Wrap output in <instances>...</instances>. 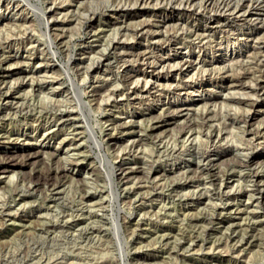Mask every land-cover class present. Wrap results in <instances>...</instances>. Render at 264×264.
<instances>
[{"label":"rangeland","instance_id":"374dc122","mask_svg":"<svg viewBox=\"0 0 264 264\" xmlns=\"http://www.w3.org/2000/svg\"><path fill=\"white\" fill-rule=\"evenodd\" d=\"M145 1L31 0L37 8L50 6L45 14L24 8L22 0H0V57L7 56L1 69L10 80L11 96L23 102L17 110L0 113V264H264V193L239 196L233 187L227 195H198L197 188L210 187L209 178L189 156L185 159L189 165L163 173L162 190L152 191L155 180L148 172L158 153V138L176 141L189 124L199 130L204 100L208 116L221 129L222 141L228 142L213 163L219 170L239 163L234 144L250 136L242 130L244 113L251 115L247 128L256 130L264 122V95L225 88V75L251 66L243 58L255 43L245 44L237 28L216 29L209 39L222 46L202 51L196 39L201 31L194 27L202 24L201 16L189 7H170L168 0ZM18 2L21 7L12 9ZM46 31L55 40L52 48L58 57L54 60L45 48ZM236 35L241 40L236 41ZM68 55H72L69 75L82 89L86 103L80 107L71 100L76 86L63 73ZM106 55L99 64V57ZM212 55L226 58L215 65L200 64V59ZM44 64L50 69L35 72ZM35 74L64 81L61 91L52 94L45 88L32 95L28 85L18 86V81L28 82ZM203 78L211 80L209 85H201ZM184 98L188 100L181 105ZM41 107L45 109L39 111ZM57 107L70 119L55 121L49 111ZM180 107L187 112L178 115ZM81 109L99 143L81 122ZM262 160L260 154L250 162L262 164ZM169 161L161 157L155 168H166ZM248 168L242 174H249ZM247 179L243 175L236 177L237 182L225 181L245 186ZM50 184L65 189L56 206L45 197ZM111 187L120 192L118 200ZM85 195L90 206L81 207ZM71 200L75 204L67 206ZM61 210L71 212L72 218H86L85 229L47 232ZM117 215L122 255L113 235Z\"/></svg>","mask_w":264,"mask_h":264},{"label":"bare ground","instance_id":"6f19581e","mask_svg":"<svg viewBox=\"0 0 264 264\" xmlns=\"http://www.w3.org/2000/svg\"><path fill=\"white\" fill-rule=\"evenodd\" d=\"M22 1H25V3H26V7H24V8L27 9L29 7L31 9V11H35L36 9H39L41 12H43V13L46 14V11L47 10H50V8H51L50 6H42V7H38L37 8L36 4L33 3V2H31V0H22ZM144 1L143 0H140V2H142V4H143ZM173 1H175V0H173ZM166 3L170 7H174V6L176 7L177 5L183 6L185 8L186 7H189V8H191L193 10L192 11L193 13H195V14H197V15H199V16L202 17V21H203L202 24H200V25H198V24L195 25L194 24L195 25L194 26L195 29H200V31H201V32L197 33L196 39L198 40L197 41V43H198L197 45L199 47L203 48L202 51H204L206 49H210L213 46H214V48L215 47L220 48L222 46L219 41L218 42L215 41V44H213L212 43V40L209 39V37H214L216 29H220V30H233V29H236L237 28V29H239V30L242 31V32L239 33V35L243 37V39H244L243 41H244L245 44L246 43H249V42H253V43L257 44V45H255V44L249 45V48H250V50L248 52L249 54L246 55L247 57L244 56L245 58H243V59H246L245 61H248V59H249V61H251V66H248L247 65L248 67L246 69H244V71H242L243 69L240 70L242 72H240L239 74H237V73L235 74L233 72L232 74L225 75V77H227V83L225 84V88L226 87L227 88H237L239 90H241V89H243V90L250 89L251 91L253 90L252 91L253 93L255 92L258 95H264V0H199V2H197V3H195L194 0H180L176 4H174L175 2H172L171 0L170 1L168 0V2L166 1ZM18 6H20V3L19 2L16 3L15 5L12 4V9L17 8ZM118 6H119V4H118ZM10 7L11 6H8L7 8H10ZM165 7H166V4H165ZM66 13H67V11H66ZM86 15H89V14H86ZM89 17H93V15L92 14L89 15ZM42 23H45L46 25H48V22H42ZM184 25H185V22H184ZM18 27H20V26H18ZM261 28H263V32L261 33V31H260V33H261L260 34V33H258L259 32L258 30H260ZM23 29H25V28H23ZM25 30H27V29H25ZM89 30L91 32L93 31L92 28H90ZM46 32H48V31H46ZM47 34H48V46L45 47V48H47L48 53L51 56V60H54V58L58 57V51L52 48V45L55 43L54 38L51 37L50 32H48ZM237 35H236V39L237 40L236 39L235 40L236 41L241 40V39L237 38ZM4 39H6V38H4ZM171 41H173V40H171ZM114 48L115 47H113V49ZM117 49H118V47H117ZM169 49H171V48H169ZM114 51L115 50H113V54L114 53H117V51L116 52H114ZM238 51L239 50H236L235 51V54ZM110 53H112V52H110ZM125 53H127V52H125ZM103 55L104 54H102V56ZM237 55H239V54H237ZM204 56H207V54H204ZM6 57H3V56L0 57V113L5 112L6 110H11V109H16L17 110V109L21 108V106L23 105V102H20L17 99H15L14 96H11V94H10L11 92L10 91L12 90V88H11L10 85H8V83L11 84L10 83V80H8L9 82L7 81V78H6V75L7 74H5L4 71H3V69H1L2 65L4 64V61H6ZM71 58H72V55H68L67 65H66L67 68H65L63 70V73L68 77L70 83L72 85H75L76 86V89L77 90L73 92L74 94L71 93V94H73V96L71 97V100L72 99L75 100L76 101V104L80 107L81 104H86V103L82 99V95H81L83 93L82 92V89H80V87L77 84V82L74 79H72L70 77V75H69V71L71 70V67L69 66V64L71 63L70 62V59ZM225 58H226L225 56L220 57L219 55H217V56L212 55L209 58L204 57L203 59H200L201 60V63L200 64H202V66L208 65V64L209 65H215L216 63L222 62ZM237 58H239V57H237ZM102 59L103 60H106L107 59V55H106L105 58L102 57L101 60H100V57H99V59H98L99 60L98 61L99 64L102 63ZM157 59L158 60H156V64H157V62H160L159 58H157ZM143 60H144V58H143ZM234 60H235V62L237 61L236 59H234ZM230 61H232V60L230 59ZM242 62H243V60H242ZM252 63H253V65H252ZM36 64L38 65V63H36ZM146 64H149L150 65L151 62L149 61V63H146ZM183 64L186 65V64H189V62L188 61H184ZM227 64H228V62H227ZM39 65H40V63H39ZM85 65L82 64V66H85ZM163 65L164 64H162V67H163ZM79 66H78V68H81ZM218 66L219 65H217V67ZM231 66H233V65H231ZM210 67L211 66H209V68ZM198 68L201 69V67H198ZM218 68H221L222 69V67H218ZM49 69L50 68H49L48 64L47 65L44 64L42 66H38L35 69V72H41V71L46 72ZM74 70H75V67H74ZM205 70H208L207 67L204 68V71ZM212 70H214V68ZM32 72H33V70H32ZM82 72H83V70H82ZM226 72H227V70H226ZM228 72H230V71H228ZM44 74L45 73H43V75ZM201 74H203V73H201ZM29 75L27 74V76H29ZM35 75H37V74H35ZM22 76H24V75H22ZM39 77H40L39 75H37L35 77H32V78H30V80L28 82L27 81H24V80H22L20 82L18 81L19 83L17 82V84H18V86L28 85L30 87L29 90H31V93L30 94L35 93V91H39V90L41 91V89H45V88L47 90H49V92H51L52 94H57V93H59L61 91V89H62L61 88V85L64 83V81H59L54 76H48L49 77L48 79H44L45 76L43 77V79L42 78H39ZM206 80H207V78H203V81H201V85L202 84L209 85V83H210L211 80L210 81L207 80V82H206ZM137 81H139V80H137ZM146 84H147V82H146ZM174 86H175V84H174ZM199 88H201V87H199ZM211 89H210V92L212 91ZM22 90H21V92H22ZM25 90H26V88H25ZM231 91H232V89H231ZM17 92H19V91H17ZM36 93H38V92H36ZM40 93H42V92H40ZM231 93L233 94V92H231ZM247 94H248V92H247ZM32 95H35V94H32ZM233 95H235V94H233ZM44 96H46V95H44ZM251 96H253V95H251ZM24 97H26V95ZM187 100L188 99L184 98L182 100V104L181 105L185 104V102ZM226 100H227V98H226ZM60 101L62 102V100H60ZM203 103L204 104H202L201 109H200L201 121L198 118V120L200 121L199 126H198L199 127V130L196 131L197 128L195 127V129H194L191 126V124H189V125H187V127H186L185 130H183V131L181 130L178 133V137H177V140L176 141L169 142V140H162V138H158L157 139L158 144H156V145H157V152L158 153L156 154V159L152 163L153 164L152 165V168L148 171L149 174L155 180V182L153 183V186L151 187L152 188V191H155L157 189H161L162 190V188L165 185V183H162V182H159V181L164 176L163 173L168 172L172 168H174L176 170H178V169L181 170L182 167L184 168V166L189 165L190 163H187L186 160H185L186 157L189 156V157H194L195 158L196 164L201 168V171H203V173H205L204 175H207L206 177L209 178L210 187L208 185V186H202L201 188H197L198 195H205L208 192L219 193V194H226L227 195L229 193V191L231 189H233V187H234V189H235V187L238 188L237 191L239 192V196L244 195L246 192H249V191L250 192H257L259 194L264 193V175H263L264 174V163H262V164L261 163H258L257 164V163H251L250 162L252 159L256 158L260 154L264 155V122L258 124L256 130H251L250 128L248 129L247 128L248 127V120H249V117L251 115H250V113H244L245 116L243 117V129L242 130H243V132L250 134V136L247 137V139L244 138L245 140L244 139L242 141L239 140V145L238 144H234V149L237 150L238 151V155L241 156L240 157V161L241 162L239 161V163H230V164H228L229 166L227 168L224 167L222 170H219V169H217L218 166L216 167V164L217 163H213V161H214V158L216 159L217 156L220 154V152H222L221 150L226 149L225 143L228 144V142H224V140L222 141V139H221V129H220V127L216 123H213L212 118H210V116H208V112H207V109H208L207 102L204 100ZM54 104H56V103H54ZM208 104L210 105L211 103L209 102ZM51 106L52 105H50V108H51ZM42 109H45V108L44 107H41V109L39 111H41ZM209 109H210V107H209ZM184 110H186V112H187V108L186 107H180V108H178V110L176 111V113L178 115L180 113L182 114V112ZM186 112H184V113H186ZM49 113H51V115L54 116V120L55 121H63L64 122V121L70 119V117L68 115H66V114H63L62 109L60 110V109H58V107L55 108L54 110H52V112L49 111ZM52 113H54V114H52ZM174 113H175V111H174ZM190 115H189V117H190ZM81 118H82V119H80V120H82L81 122H83V123L85 122V124L87 125V130H88L90 136H93L94 138L97 139V136H96V133H95L93 127L90 126V125H88L87 122H86V118L87 117H86L85 113L83 112V110H82V116H81ZM193 119H195V118H193ZM162 121H165V120H162ZM197 133H199V134L201 133V135L203 136V138H199L200 136H198ZM96 142L99 143L100 142L99 139H97ZM259 147H261L260 148L261 149L260 152L259 151H255L254 153H252L253 150L258 149ZM161 157L162 158L164 157V160H167V161L168 160H171V162L169 161L170 162L169 164H164V165H168V167H166V168H160L158 170L155 167L158 166L159 159ZM261 162H264V160H262ZM252 165H253V167H252ZM248 167L251 168L249 174H242L243 168H248ZM2 171H5V170H2ZM53 173H54V171H53ZM55 173H56V171H55ZM113 174H114V171L112 170V172L108 175V177H111ZM243 175L246 178H248L247 181H249V184L247 183L245 186H238V183H234V184H229L228 185V181H225L226 179H228V180L232 179L231 182L233 180H235V182H237L236 181V177L238 179V177H241ZM47 177H48V175H47ZM125 177H126V175H125ZM234 177H235V179H233ZM243 179H245V178H243ZM43 181H46L48 183L50 180L47 181V179L44 178ZM50 185L52 186L51 191H50V193H46L47 195L45 194V197H46L47 201L51 202L53 205L56 206V205H58V202H57V200L59 199L58 195L59 194L61 195V193H63V190H65V189L62 190V188H59L56 185L54 186V184H50ZM110 193L118 200V196H119L120 192L117 189H115L114 187H111ZM198 195H196V196H198ZM185 196H187V195H185ZM43 199H45V198H43ZM46 199H45V201H46ZM81 200H82L81 203L79 202L80 203L79 205L81 207H83L84 205L86 207L90 206V204L87 203L88 200H89V198L86 195L85 196H82L81 197ZM70 202L71 203L66 204V205L68 206L70 204L71 205L72 204L73 205L75 204V203H73L74 200H71ZM117 206H118V210H119L118 212H121L122 211V208L119 206V203H118ZM69 207H71V206H69ZM73 207H74L75 210L81 211V208H79L77 206H73ZM222 207L224 208L226 206H222ZM68 209H70V208H68ZM62 211L63 210H61V213L59 212L57 214L56 221L54 223L49 224V225H51L52 228L49 229V230H47V232L51 233V232L55 231L57 228H62V229L63 228L64 229L65 228H67V229L72 228V229H76V230L77 229H79V230H84L85 229L86 225L88 224L86 218H84V217L83 218H75V217L72 218L71 217L72 215H70L71 212L70 213H64V211L63 212ZM74 213L79 214V212H75V211H74ZM82 216H83V214H82ZM113 216H114V214H112V217ZM89 217H91V215ZM118 217L119 216L117 215V217L115 218V220L112 221V225L114 227V233H113V235H114V240H115V242L117 244L119 253H120V255H122L124 243H123V240L121 238L122 237V235H121V224L119 222V218ZM89 222H90V220H89ZM41 229H42V227H41ZM77 235H79V234H77ZM63 237H65V236H63ZM88 237H90V235ZM52 239H54V236L52 237ZM81 247H82V245H81ZM123 263H124V260H123Z\"/></svg>","mask_w":264,"mask_h":264}]
</instances>
